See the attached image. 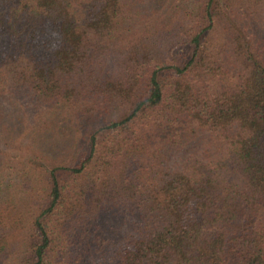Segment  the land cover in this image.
I'll return each mask as SVG.
<instances>
[{"label":"trees","instance_id":"trees-1","mask_svg":"<svg viewBox=\"0 0 264 264\" xmlns=\"http://www.w3.org/2000/svg\"><path fill=\"white\" fill-rule=\"evenodd\" d=\"M0 264H264V0H0Z\"/></svg>","mask_w":264,"mask_h":264}]
</instances>
